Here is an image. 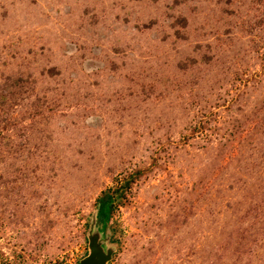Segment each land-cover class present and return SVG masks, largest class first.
I'll list each match as a JSON object with an SVG mask.
<instances>
[{
    "label": "rangeland",
    "instance_id": "374dc122",
    "mask_svg": "<svg viewBox=\"0 0 264 264\" xmlns=\"http://www.w3.org/2000/svg\"><path fill=\"white\" fill-rule=\"evenodd\" d=\"M264 264V0H0V264Z\"/></svg>",
    "mask_w": 264,
    "mask_h": 264
},
{
    "label": "water",
    "instance_id": "95a60500",
    "mask_svg": "<svg viewBox=\"0 0 264 264\" xmlns=\"http://www.w3.org/2000/svg\"><path fill=\"white\" fill-rule=\"evenodd\" d=\"M108 233V228L101 230V225L98 223V208H96L88 233L89 253L80 264H108L112 260L114 249L104 245L108 240Z\"/></svg>",
    "mask_w": 264,
    "mask_h": 264
},
{
    "label": "trees",
    "instance_id": "16d2710c",
    "mask_svg": "<svg viewBox=\"0 0 264 264\" xmlns=\"http://www.w3.org/2000/svg\"><path fill=\"white\" fill-rule=\"evenodd\" d=\"M125 184L122 183L115 187L105 189L101 192L96 200V208H98V223L101 225V230L108 228L110 220L120 202L125 198V190L130 187L134 176H131ZM54 264H67L63 262H56Z\"/></svg>",
    "mask_w": 264,
    "mask_h": 264
}]
</instances>
